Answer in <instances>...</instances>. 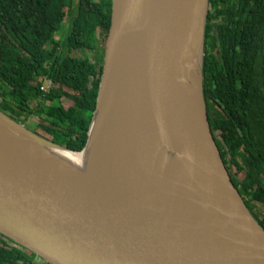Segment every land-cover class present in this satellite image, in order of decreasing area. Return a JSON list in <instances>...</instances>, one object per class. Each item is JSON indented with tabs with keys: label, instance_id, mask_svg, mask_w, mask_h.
Listing matches in <instances>:
<instances>
[{
	"label": "water",
	"instance_id": "95a60500",
	"mask_svg": "<svg viewBox=\"0 0 264 264\" xmlns=\"http://www.w3.org/2000/svg\"><path fill=\"white\" fill-rule=\"evenodd\" d=\"M208 11L209 0H112L81 150L0 110L1 234L47 264H264V227L209 122Z\"/></svg>",
	"mask_w": 264,
	"mask_h": 264
},
{
	"label": "trees",
	"instance_id": "16d2710c",
	"mask_svg": "<svg viewBox=\"0 0 264 264\" xmlns=\"http://www.w3.org/2000/svg\"><path fill=\"white\" fill-rule=\"evenodd\" d=\"M111 12L112 0H0V110L81 150L96 106ZM62 27L65 35L56 38ZM203 73L224 164L264 227V0H209ZM40 76L53 81L43 98ZM0 264L47 263L0 233Z\"/></svg>",
	"mask_w": 264,
	"mask_h": 264
},
{
	"label": "bare ground",
	"instance_id": "6f19581e",
	"mask_svg": "<svg viewBox=\"0 0 264 264\" xmlns=\"http://www.w3.org/2000/svg\"><path fill=\"white\" fill-rule=\"evenodd\" d=\"M56 152L60 154V157L68 159L77 165H81L82 163H84V162H81V158L82 159L87 158V151H85L84 153H74V152H69L66 150H57Z\"/></svg>",
	"mask_w": 264,
	"mask_h": 264
},
{
	"label": "built area",
	"instance_id": "2783aa9c",
	"mask_svg": "<svg viewBox=\"0 0 264 264\" xmlns=\"http://www.w3.org/2000/svg\"><path fill=\"white\" fill-rule=\"evenodd\" d=\"M39 81H41L40 91L42 93V98L46 95V93L50 92V89L53 86V81L50 77H39Z\"/></svg>",
	"mask_w": 264,
	"mask_h": 264
},
{
	"label": "rangeland",
	"instance_id": "374dc122",
	"mask_svg": "<svg viewBox=\"0 0 264 264\" xmlns=\"http://www.w3.org/2000/svg\"><path fill=\"white\" fill-rule=\"evenodd\" d=\"M67 26H68V20H67V18H66V20H65V24H64V27L67 28ZM64 27H62L61 31H60L58 34H56V38L63 37V36L65 35L67 29L64 28ZM77 54H80V52H77ZM66 105H67V104H66ZM68 105H69V104H68ZM36 118H37V116L34 115V116L31 118V123H32L33 121H35Z\"/></svg>",
	"mask_w": 264,
	"mask_h": 264
},
{
	"label": "clouds",
	"instance_id": "9594fccd",
	"mask_svg": "<svg viewBox=\"0 0 264 264\" xmlns=\"http://www.w3.org/2000/svg\"><path fill=\"white\" fill-rule=\"evenodd\" d=\"M40 77H44V76H40ZM39 78V77H38ZM53 87V86H52ZM51 90V89H50Z\"/></svg>",
	"mask_w": 264,
	"mask_h": 264
}]
</instances>
